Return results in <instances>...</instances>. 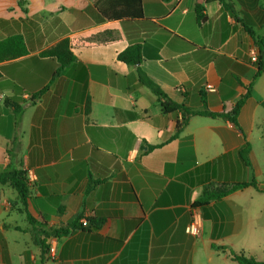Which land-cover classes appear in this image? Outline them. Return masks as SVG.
I'll return each mask as SVG.
<instances>
[{
  "label": "crops",
  "instance_id": "0c3cea01",
  "mask_svg": "<svg viewBox=\"0 0 264 264\" xmlns=\"http://www.w3.org/2000/svg\"><path fill=\"white\" fill-rule=\"evenodd\" d=\"M94 3L0 0V41L19 36L27 49L0 62V175L28 182L24 206L0 181V264H237L230 251L264 261V73L250 61L264 0H142V19L120 21ZM62 40L74 60L55 76L59 63L42 53ZM136 44L141 69L175 104L200 111L204 99L229 113L249 88L238 128L194 116L172 139L182 113L117 59ZM193 216L196 236L186 233ZM60 228L68 234H43Z\"/></svg>",
  "mask_w": 264,
  "mask_h": 264
},
{
  "label": "trees",
  "instance_id": "16d2710c",
  "mask_svg": "<svg viewBox=\"0 0 264 264\" xmlns=\"http://www.w3.org/2000/svg\"><path fill=\"white\" fill-rule=\"evenodd\" d=\"M222 3V0H217ZM95 8L97 9L100 16L108 21H120L128 18L132 19H142L143 18V10H142V0H95ZM196 22L198 25H201L205 21L204 15V6L203 3L198 1L194 6ZM255 44L258 48V57L256 61V65L258 67L257 76L264 73V37H255ZM27 49L26 46L19 36H12L3 41H0V62L8 61L12 59H16L26 55ZM44 57H49L52 59H56L59 63V66L55 72V76L61 74V72L74 60V56L70 51L68 40H62L58 42L53 47L42 53ZM117 59L124 64L134 67L138 73V80L141 85L145 86L148 90H150L157 98L162 100V104L165 111L171 110H179L182 113L181 119L178 120L175 124L174 134L172 139L178 137L183 128L188 123V120L194 116H204L210 118H221L224 120H228L232 123L233 126L238 128L237 116L240 111V108L244 105L248 97L250 96V89L246 90V93L240 98V100L236 103L234 108L229 113H214L207 109L206 102L204 99H201L204 108L200 111L192 110L184 105H178L173 103L171 100L167 98L165 94H163L159 88L156 86L154 82H152L148 76L141 69L142 63V47L139 44L131 45L127 47L124 51L120 52L117 55ZM249 147H247L244 151L240 152L241 159L244 163L247 164L246 155L248 154ZM1 182H9L11 186H13L18 195L22 204L25 206L26 199L28 196L27 189V179L25 173L22 171H13L11 173H3L0 175ZM249 185L241 184L237 186H233L227 191L223 192H206L201 198L195 203L194 207H205L210 201H216L224 197L227 193L239 189L242 187H247ZM250 186H254V184H250ZM91 184H88L86 192L91 190ZM30 223H36L30 217H28ZM40 226H44L43 222H37ZM101 224V222H99ZM96 225V224H95ZM97 226V225H96ZM72 228H76V224L73 223ZM69 230L67 228L60 229H50L48 232H43L44 235H52L55 237H60L61 235H67ZM37 244L41 246H45L43 241L35 239ZM214 249H217L223 253H226V248L213 246ZM228 256L230 259L237 264H264V261L256 260L253 257H247L244 255H239L234 252H228Z\"/></svg>",
  "mask_w": 264,
  "mask_h": 264
},
{
  "label": "built area",
  "instance_id": "2783aa9c",
  "mask_svg": "<svg viewBox=\"0 0 264 264\" xmlns=\"http://www.w3.org/2000/svg\"><path fill=\"white\" fill-rule=\"evenodd\" d=\"M257 57H258V55H257V52L255 50L250 52V61L253 64H256ZM208 91H214V89L211 86H208ZM199 232H200V227H199L198 221L193 216L190 223L188 224V226L186 228V233H188L189 235L196 236L199 234ZM48 254H49V257L51 259L55 258L56 248L54 246H50L48 248Z\"/></svg>",
  "mask_w": 264,
  "mask_h": 264
}]
</instances>
